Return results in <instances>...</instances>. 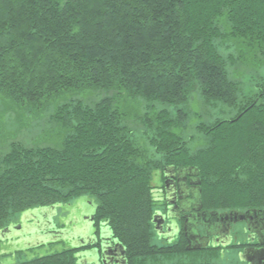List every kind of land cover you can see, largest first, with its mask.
Wrapping results in <instances>:
<instances>
[{"label": "trees", "instance_id": "1", "mask_svg": "<svg viewBox=\"0 0 264 264\" xmlns=\"http://www.w3.org/2000/svg\"><path fill=\"white\" fill-rule=\"evenodd\" d=\"M73 90L98 99L53 103ZM194 93L230 115L185 140ZM0 102L26 123L53 106L61 133L0 148V231L88 197L127 264H202L184 240L155 243L168 168L193 175L207 212L264 224V0H0ZM74 251L13 264H78Z\"/></svg>", "mask_w": 264, "mask_h": 264}, {"label": "flooded vegetation", "instance_id": "2", "mask_svg": "<svg viewBox=\"0 0 264 264\" xmlns=\"http://www.w3.org/2000/svg\"><path fill=\"white\" fill-rule=\"evenodd\" d=\"M153 186L158 203L152 217L156 244L174 245L184 240L186 250L205 254L202 264H264V224H256L250 218L235 220L204 210L197 203V184L190 172L163 170L155 176ZM79 200L57 207L68 206L73 216L75 212L82 215ZM51 211L54 209L40 212L41 215L32 213L28 222L48 234L50 231L46 227L50 226L48 217ZM94 211L95 208L87 213L92 222H88L85 228H92L93 239L84 238L66 249L75 250L78 264H127L126 254L114 246L116 239L113 235L108 239L107 234L101 232L104 223L95 222ZM238 226L240 229L235 230ZM54 235V239L58 238V234ZM208 256L211 258L207 259Z\"/></svg>", "mask_w": 264, "mask_h": 264}, {"label": "rangeland", "instance_id": "3", "mask_svg": "<svg viewBox=\"0 0 264 264\" xmlns=\"http://www.w3.org/2000/svg\"><path fill=\"white\" fill-rule=\"evenodd\" d=\"M260 74H263V70L256 75L258 76ZM247 75H250V73ZM97 99V93L93 90H73L64 93L53 103L56 104L57 101L63 102L71 100L89 102ZM52 107L53 106L50 107V111L45 113V115L36 118L31 117L28 120V123H26L23 119L19 118L15 109H11L7 103L0 102V148L5 150L8 144L13 141H21L24 145L31 147L44 145L53 147L58 146L61 140V133L58 130H49V125L46 120L48 114H50L53 109ZM188 109L190 116L186 125L187 132L184 135L185 140L188 137L187 135H193L200 138L195 131V126L198 123H210L215 119L227 118L230 115L226 112H219V108L214 109L204 104L197 93L192 95L188 104ZM199 138H195V141L191 144L192 148H197L202 145V140ZM79 201H81L80 206L82 215L75 212V216H73L70 207L68 206H55L54 211H51L52 215L50 214L48 217V224L50 223V226L46 227V229L50 231L48 234L42 233V229H40L39 226L28 222V219H30L29 215H31L32 212L24 213L16 224L10 225H17L19 227L18 230L12 231L7 235V239H5L7 240V244L4 243V239L0 238V264H13L23 259L45 255L66 247L72 248L79 242V240L88 237L92 228L91 230L89 227L85 229L86 226L89 225L85 216L88 215L86 212L91 213L94 210L95 201L88 197L81 198ZM34 212L36 213L38 211ZM239 229V226L235 227V230ZM101 232L108 234V226L102 224ZM54 234H58V236H56L58 238L54 239ZM49 242H53V244L48 245ZM39 244H43V247L35 248ZM4 246H6V248H4ZM27 248L33 249L27 251ZM18 250H22L24 253L17 256L15 252Z\"/></svg>", "mask_w": 264, "mask_h": 264}, {"label": "water", "instance_id": "4", "mask_svg": "<svg viewBox=\"0 0 264 264\" xmlns=\"http://www.w3.org/2000/svg\"><path fill=\"white\" fill-rule=\"evenodd\" d=\"M166 170H167V171H173L174 169H172V168L164 169V171H166ZM54 208H55V206H51V207H49V208H44V209H40V210H37V211L40 213V212H44V211H46V210H52V209H54ZM38 212H37V213H38ZM86 214H87V212H86ZM230 214H232V213H230ZM40 215H41V213H40ZM29 217H31V216L29 215ZM85 219H86L87 222H92V217L90 218V217H88V215H87V217H86ZM153 219H154L153 221L156 222L155 217H154ZM241 219H242V217L239 218V220H241ZM18 227H19V226L14 225V226H8V227L4 228L3 230L0 231V238H1V239H5V238H7V235H8L10 232H12V231L18 230ZM88 233H89V232H88ZM88 235H89V236L86 237V239H93L92 231H91V233H89ZM110 235H111V232L109 231V233L107 234L108 239H111V238H109ZM114 246L120 247V249L122 250L123 254L125 253L122 244L119 243L118 241L115 240V244H114Z\"/></svg>", "mask_w": 264, "mask_h": 264}]
</instances>
